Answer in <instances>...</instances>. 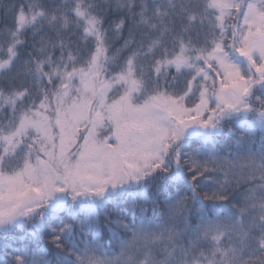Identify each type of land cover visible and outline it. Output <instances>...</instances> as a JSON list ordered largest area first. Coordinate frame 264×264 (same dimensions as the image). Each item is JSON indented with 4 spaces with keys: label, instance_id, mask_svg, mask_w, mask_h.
Listing matches in <instances>:
<instances>
[{
    "label": "snow or ice",
    "instance_id": "6c2138e0",
    "mask_svg": "<svg viewBox=\"0 0 264 264\" xmlns=\"http://www.w3.org/2000/svg\"><path fill=\"white\" fill-rule=\"evenodd\" d=\"M0 264H264V0H0Z\"/></svg>",
    "mask_w": 264,
    "mask_h": 264
},
{
    "label": "trees",
    "instance_id": "16d2710c",
    "mask_svg": "<svg viewBox=\"0 0 264 264\" xmlns=\"http://www.w3.org/2000/svg\"><path fill=\"white\" fill-rule=\"evenodd\" d=\"M0 242H2V241H0Z\"/></svg>",
    "mask_w": 264,
    "mask_h": 264
}]
</instances>
